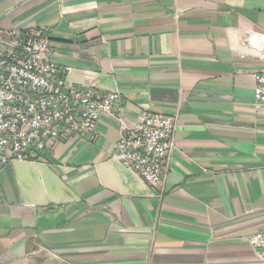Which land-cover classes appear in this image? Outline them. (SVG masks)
<instances>
[{"label": "crops", "instance_id": "0c3cea01", "mask_svg": "<svg viewBox=\"0 0 264 264\" xmlns=\"http://www.w3.org/2000/svg\"><path fill=\"white\" fill-rule=\"evenodd\" d=\"M44 25L69 84L116 91L131 126L175 117L162 187L113 159L120 122L0 163V264H260L264 0H0V29Z\"/></svg>", "mask_w": 264, "mask_h": 264}, {"label": "built area", "instance_id": "2783aa9c", "mask_svg": "<svg viewBox=\"0 0 264 264\" xmlns=\"http://www.w3.org/2000/svg\"><path fill=\"white\" fill-rule=\"evenodd\" d=\"M48 27L0 29V163L33 161L51 141L91 136L101 116L120 122L113 159L136 172L151 187H162L175 147V117L143 110L131 126L120 113L116 91L66 82L70 66L52 59ZM245 46L264 67V34H249ZM255 107L264 106V68L254 75ZM264 264V231L248 239Z\"/></svg>", "mask_w": 264, "mask_h": 264}]
</instances>
